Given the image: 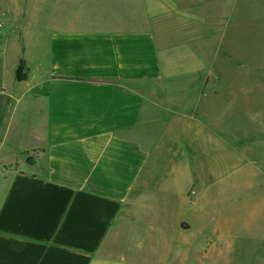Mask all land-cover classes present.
<instances>
[{
    "label": "crops",
    "instance_id": "crops-1",
    "mask_svg": "<svg viewBox=\"0 0 264 264\" xmlns=\"http://www.w3.org/2000/svg\"><path fill=\"white\" fill-rule=\"evenodd\" d=\"M62 11L60 0H0V89L7 77L15 80L23 60L29 70L23 98L34 100L23 167L0 172V264H153L151 252L160 250L117 243L116 235L122 226L118 217L148 160L147 147L129 132L147 122L165 78L156 33L91 28L78 24L68 7ZM31 29L44 38V49L30 66L23 37ZM240 72L244 78L246 72ZM221 80L207 70L197 97L195 121L205 134L197 130L193 141L187 138L179 168L184 172L190 163L208 168L204 177L191 175L183 193L171 190L185 225L166 264H187L193 250L186 232L195 251L202 247L189 219L203 199L209 217L219 214L207 198L220 187L223 173L244 170L249 185L264 177V132L257 128L264 121L241 113L248 100L244 79L231 93ZM224 94L231 95L228 103ZM208 101L213 104L204 109ZM34 150L33 157L24 156ZM231 156L233 168L220 172V161Z\"/></svg>",
    "mask_w": 264,
    "mask_h": 264
},
{
    "label": "rangeland",
    "instance_id": "rangeland-1",
    "mask_svg": "<svg viewBox=\"0 0 264 264\" xmlns=\"http://www.w3.org/2000/svg\"><path fill=\"white\" fill-rule=\"evenodd\" d=\"M60 1L61 13L68 7L78 24L150 28L156 33L165 78L157 86L156 104L150 108L147 122L129 132L147 147L148 160L118 217L122 226L116 241L160 250L159 255L152 251L146 257L150 255L153 264L169 263L171 258L164 260L174 258L175 246L182 239L179 229L185 225L179 199L170 195L171 190L183 193L189 177L201 178L208 168L200 163L186 165L184 172L179 168L187 138L193 137V141L197 130L205 134L195 119L207 70L221 77L222 87L229 93L244 79L248 100L242 103L241 113L246 116L250 111L252 118L264 121V0ZM23 47L31 66L44 49V38L31 29L23 37ZM240 71L246 72L244 78ZM25 74L27 80L26 66ZM5 84L0 89V172L23 167V145L33 133L32 95L23 98V81L7 77ZM222 99L228 103L231 95L224 94ZM212 104L208 101L204 109ZM257 128L264 132V126ZM36 153L27 151L24 156ZM234 160L231 156L220 161V172L233 168ZM185 161H189L187 154ZM223 174H219L220 187L207 198L219 214L209 217L203 199L198 213L188 218L193 220V231L199 233L196 239L202 240V247L195 251L191 233L184 234L189 250H193L187 264H264V177L249 185L244 170ZM163 252L167 253L165 258Z\"/></svg>",
    "mask_w": 264,
    "mask_h": 264
},
{
    "label": "trees",
    "instance_id": "trees-1",
    "mask_svg": "<svg viewBox=\"0 0 264 264\" xmlns=\"http://www.w3.org/2000/svg\"><path fill=\"white\" fill-rule=\"evenodd\" d=\"M15 81L22 82L26 79L25 63L21 60L14 74ZM97 83H113L111 81H96Z\"/></svg>",
    "mask_w": 264,
    "mask_h": 264
}]
</instances>
